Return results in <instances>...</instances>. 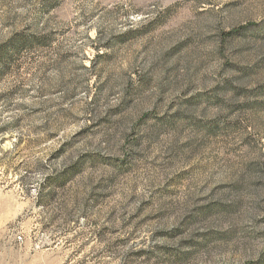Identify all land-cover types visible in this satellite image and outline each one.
I'll use <instances>...</instances> for the list:
<instances>
[{
	"label": "rangeland",
	"instance_id": "obj_1",
	"mask_svg": "<svg viewBox=\"0 0 264 264\" xmlns=\"http://www.w3.org/2000/svg\"><path fill=\"white\" fill-rule=\"evenodd\" d=\"M0 264H264V0H0Z\"/></svg>",
	"mask_w": 264,
	"mask_h": 264
}]
</instances>
